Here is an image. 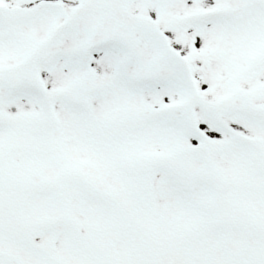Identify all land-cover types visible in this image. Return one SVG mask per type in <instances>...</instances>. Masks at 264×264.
<instances>
[{"label":"snow or ice","instance_id":"6c2138e0","mask_svg":"<svg viewBox=\"0 0 264 264\" xmlns=\"http://www.w3.org/2000/svg\"><path fill=\"white\" fill-rule=\"evenodd\" d=\"M0 264H264V0H0Z\"/></svg>","mask_w":264,"mask_h":264}]
</instances>
